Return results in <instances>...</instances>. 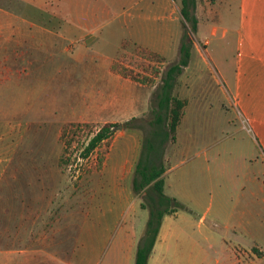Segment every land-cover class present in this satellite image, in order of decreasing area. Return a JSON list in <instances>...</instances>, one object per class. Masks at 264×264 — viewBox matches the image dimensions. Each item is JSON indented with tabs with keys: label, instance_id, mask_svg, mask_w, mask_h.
<instances>
[{
	"label": "crops",
	"instance_id": "1",
	"mask_svg": "<svg viewBox=\"0 0 264 264\" xmlns=\"http://www.w3.org/2000/svg\"><path fill=\"white\" fill-rule=\"evenodd\" d=\"M17 1L19 5L17 13L22 14L21 16H13L15 12L0 8V201L3 202V206L0 207V264H98L97 246L91 242L96 223L100 224L103 220L106 223V216L110 214L112 222L108 221L103 227L104 232L110 236L114 228L119 225L122 227L121 224L126 223L129 213L121 218H119L121 214L114 215V212L111 214L108 210L99 214H87L89 218H86V226L82 230V238H85L86 242L79 246V249L77 248V252L76 246L70 248L69 252L67 243L59 242L56 239L57 230H54L51 225L49 233L44 238L46 224L44 226L42 217L52 215V209H44L42 206L44 183L41 169L43 167L44 127L41 122L35 123L38 129L29 134L30 125L11 120L10 112L12 108L22 112L27 110L25 105L21 106V103L25 104L28 87H43L44 89L50 87L46 85L47 82H54L59 73H62L61 77H68L69 73L76 70L86 72V63L93 62L92 57L97 55L101 61L94 66H89V70L101 72L102 75L92 76L94 81L89 84L88 92L83 94L85 98L77 103L79 110L75 109V104L72 106L71 104L63 105L62 110L69 113L67 120L62 123H50L51 128L56 130L54 133L57 134L58 140L61 127L70 123L85 122L101 125L113 123L122 126L128 118L149 123L152 120L150 105L155 96V87L124 78L114 73L111 68L124 40L139 47L141 45L133 36L127 39L122 38L119 42L116 33L118 27H123L121 20L123 16L129 18L128 28L131 25H142L144 26L143 32L152 31L154 33L155 26L163 23L165 18L170 15L173 0ZM179 1L181 7L182 0ZM215 1L220 2L219 6L224 3L228 7L232 0ZM73 2L74 7L81 5L83 8L86 3V11L78 13L76 17H70V6ZM123 6L128 8L126 11L120 12L119 9ZM57 8H64V11H58ZM176 8L179 7L176 6ZM239 9L238 23L233 32L235 46L233 70L225 78V88L220 87V93L218 88L211 89L213 87L211 82L206 80L205 86L183 93V90L188 87L179 88L180 83L184 82V78L193 82L202 81L203 78V75L199 73L203 72L201 64L190 66L192 68L190 70L191 63L188 62V65L177 77L174 95L187 101L184 113L189 104H194L192 117L197 120L203 118V112L206 110L196 106L201 103L198 100L201 96L207 97V103L213 104L220 98L218 91L222 94L223 100L233 101L236 105V111L246 121L248 128L245 130L250 131L254 137L259 152L257 156L259 162L251 159L246 161V166L251 168V171L247 173L251 176L245 181L241 178L236 179L237 182L232 187L236 192L237 185H240L239 189L243 192L244 186H247V194L241 192L237 195V199H246L247 197L253 199L254 203L247 204L246 207L252 206L254 211L251 209L249 211L260 215L261 204L264 205V0H239ZM26 11L30 13L28 17L23 16ZM60 12L68 13V17L58 16ZM166 12L169 15H166ZM178 12L180 14V10ZM217 29L218 26H213L212 34H216ZM102 37L107 41L110 39L114 42L115 47L118 48L115 54H108L106 50L100 48L99 40ZM80 39L85 41L82 47L77 50L66 44L69 41L68 43L71 45L72 42ZM57 41L64 43V46L56 49ZM204 44H208V41H205ZM194 53L197 54L196 60L205 62V59H200L202 55L197 50L191 51L190 61ZM63 56L64 60L61 59ZM46 72H51V78ZM12 84L20 88L17 98L11 96L9 89ZM189 96L195 98L192 103L187 99ZM51 103L50 108L56 105L54 101ZM66 103L69 101L66 100ZM142 125L144 124L142 123ZM180 128L179 125L178 137L182 131ZM140 131H119L125 142L122 143L121 148H116L117 150L115 148L113 150L112 147L109 149L105 164L108 165L111 156H113V161L110 164V172L113 175L110 179L112 183L129 180V176L132 175L141 149ZM184 133L189 135L187 131ZM190 137L192 138L191 134ZM177 142L176 139L175 143L177 144ZM191 145L192 143L180 146L179 151L186 153ZM197 156L199 157V154ZM170 165L162 175L163 179L169 171ZM28 168H30L29 172L34 173V181L26 178ZM195 168H197V164H195ZM212 182L207 183L210 184V191L214 193L216 189ZM180 184H184V178ZM198 190L203 192L205 187ZM197 193L200 194V191ZM118 194L121 199V193ZM220 196L221 194L218 193L216 197L218 207L216 215L218 216L222 212L226 219H229V216L235 213L238 208L237 202ZM27 201L33 203L35 207L28 208ZM245 213L244 210H241L239 215L245 216ZM93 217L94 219H92ZM216 218L220 220L219 217ZM204 220L205 217L202 216L200 222L203 223ZM221 223L224 225L222 226L223 231H230L229 220L221 221ZM136 225V221L132 220L129 226L123 229V239L120 245L125 251L126 264H134L138 240L143 232V229H138ZM173 231L174 216H164L148 264H159L158 255L167 247ZM221 240L219 244L222 252L226 254L227 259H231L232 264H262L261 260L264 256L261 255L260 258L255 255L257 252H262L258 249V245L239 244L238 250L234 252L225 239Z\"/></svg>",
	"mask_w": 264,
	"mask_h": 264
},
{
	"label": "rangeland",
	"instance_id": "2",
	"mask_svg": "<svg viewBox=\"0 0 264 264\" xmlns=\"http://www.w3.org/2000/svg\"><path fill=\"white\" fill-rule=\"evenodd\" d=\"M74 2L70 6V17H76L78 13L86 11V3L83 5L84 9L81 5L74 7ZM194 2V8H191V15L197 20V28L194 31L178 12L182 7H180V1L173 0L170 15L166 12V15L169 16L165 18L163 23L161 22L155 26L154 33L152 31L143 32L144 26L142 25H131L128 28L129 18L123 16L121 18L123 27H118L116 34L119 37V42L122 38L127 39L131 36L137 38L141 47L160 54L166 59L167 65L180 61L178 60L180 59L178 52L180 42L182 39L190 40L192 50L199 51L202 55L200 59H205V62L196 60L197 54L194 53L191 61L189 60V63H191L189 69H192L190 66L200 63L203 72L199 73L203 75L202 81L204 84L201 80L193 82L184 78L183 81L186 84L184 85V82H181L179 88L188 86L186 90H183V93H187L191 89L205 86L207 80L213 86L211 89L218 88L220 92V87L225 88V78L233 70L235 50L233 32L239 18V0H232L228 7L224 3L219 6L220 2L218 3L215 0H194ZM25 4H27L26 1ZM176 6L179 8L175 9ZM0 8L15 12L13 16L22 15L17 13L19 10L17 0H0ZM127 8L123 6L119 11H126ZM57 10L64 11V8H57ZM59 14L58 16H63V18L68 17V13L60 12ZM29 15L28 11L25 14L23 13V16L28 17ZM215 25L218 26V29L216 34H212L211 29ZM224 31H226L225 34ZM84 41V39H80L72 42L71 45L68 43L69 41L66 44L77 50L82 47ZM106 41L103 37L99 40V43H101L100 48L106 50L108 54H115L118 48L115 47L114 42L110 39L108 41L111 43ZM205 41H208V44H204ZM63 46L64 43L62 44L60 41L55 43L56 49ZM64 58V56L61 57L62 60ZM92 58L93 62L86 63V72L76 70L69 73L68 77H61L62 73H59L54 82H47L46 85L50 87L44 89L43 87H28L25 104L21 103V106L25 105L27 110L22 112L12 108L10 117L11 120L16 122L30 125L29 134L38 129L35 123L41 122L44 127L42 140L44 148L42 153L43 167L41 169V177L44 183L42 206L44 209H52V215L42 217L47 230L44 228V238L53 227L54 230H57L56 239L59 242L67 243L69 252L70 248L76 246L77 252L79 246L86 242V239L82 238V230L86 226V218H89L87 214H99L108 210L111 214L114 212V215L116 213L117 215L121 214L120 217L118 216L121 218V216L125 217L129 213L126 217V223L121 224L122 227L119 225L114 228L110 236L103 230L108 221L112 222V216L108 214L106 223L104 220L100 224L96 223L93 238L91 237V242L97 246L98 264H126L125 251L120 245L123 239V229H126L132 220H135L138 229H143L138 240L139 244L146 227L148 211L139 206V203L144 201L145 194L141 193L134 196L130 191L132 175L129 176V180L120 183H112L110 180L113 176L110 172L113 156L109 160V166L105 163L109 149L111 147L113 150L114 148L119 149L122 147V143L125 142L119 134L121 129H117V127L114 129V135L109 140L108 148L100 146L88 160L79 158L81 150L76 151L73 149L70 157L72 168L62 170L57 164L62 145L57 134L54 133L56 130L50 126V123H62L67 120L69 113L62 110L63 105L71 104L72 106L75 104V109L78 111L77 103L85 98L83 94L88 92L89 84L94 81L92 76L102 75L101 72L89 70V66H94L101 61L97 55ZM114 63L122 68L132 70L134 74H138L143 79H149L150 83L147 85L155 87V89L166 70L165 64H157L138 58L133 54L131 48L119 54ZM195 69L199 70L197 67ZM46 74L51 78V72H46ZM19 89V87L12 84L9 89L11 96L16 97ZM219 92L217 91L220 98L216 103H207V97L203 96L198 99L201 103L196 106H200V109H206L203 112L202 119L197 120L192 117V110L195 106L194 104L188 105L180 124L181 134L179 133L178 137L177 133L176 136L177 144H168L166 147L164 164L167 167L171 165L164 176V193L168 197L174 198L182 208L172 214L174 216V231L167 247L158 255L160 258L159 264H232L231 259H227L226 254L222 252L220 247L219 243H221L222 238L225 239L234 252L238 250L239 244H256L262 252H257L255 255L260 256V258L261 255L264 256V210H262L264 205L261 204V214L255 215L254 212H251L254 211L252 206L246 207L247 204L254 203V200L249 197L237 199V195L242 192L239 189L240 185H237L236 192L232 187L236 184V179L241 178L245 181L251 176L247 173L251 171V168L246 166V161L248 162L251 159L259 162V158H257L259 152L252 133L245 130V128H248L246 121L236 111V105L233 101L223 100V97L221 98L222 94ZM187 99L192 103L195 98L189 96ZM66 100L69 103H66ZM52 101L56 105L50 108ZM12 105L14 106L13 100ZM150 106L151 112L152 105ZM127 120L129 121L131 118L126 119L125 122ZM141 122H135L138 126L146 127L140 131V143L142 135L148 130L147 121L141 120ZM94 125L101 126V124ZM83 130L81 129L77 134L76 141L79 144L87 143L90 137L89 131L91 128ZM186 131L189 132V135L184 133ZM190 143L192 145L186 153L179 151L180 146L189 145ZM197 154H199V157ZM102 159L104 163L98 169ZM195 164H197V168H195ZM29 169H27L26 178L34 181V173L29 172ZM71 176L73 177L71 178ZM183 178L184 184L181 185L180 182ZM211 181L215 185L216 190L214 193L210 191V184L207 183ZM204 187L203 192L198 190ZM247 190V186H244L242 193L247 194ZM197 191H200L201 195ZM118 193H121V199L118 197ZM218 193L221 194L220 197L222 198L237 202L238 208L235 213L229 216V219H226L222 212L218 216L216 215L218 212L216 198ZM26 204L28 208L35 207L30 201H27ZM2 206L3 202L1 200L0 207ZM250 209L251 211H249ZM241 210L246 212L245 216L239 215ZM202 216L205 217L203 223L200 222ZM216 217H219L222 222L229 220L230 231H223L222 226L224 225ZM261 261L264 264V257Z\"/></svg>",
	"mask_w": 264,
	"mask_h": 264
},
{
	"label": "trees",
	"instance_id": "3",
	"mask_svg": "<svg viewBox=\"0 0 264 264\" xmlns=\"http://www.w3.org/2000/svg\"><path fill=\"white\" fill-rule=\"evenodd\" d=\"M194 0H182L180 14L183 19L190 24L192 31L197 28V20L191 15V8H194ZM132 49L133 54L143 60H148L157 64H165L166 70L161 77L151 102L152 120L146 124L148 130L142 135L141 149L138 159L134 165L131 179V191L135 196L144 193V201L140 207L148 211V219L143 236L138 244L134 264H148L152 254L154 244L166 215H172L182 206L171 197L164 193L165 182L162 177L167 170L164 164V155L168 144L176 142L177 130L183 117L184 108L187 104L185 99L178 98L174 95V88L178 75L181 74L184 67L188 65L191 57L192 42L190 40H181L178 49L180 61L175 64H166V59L157 53L141 48L124 40L118 53ZM117 56V57H118ZM112 71L136 81L140 84L147 85L149 79L141 78L134 74L132 70L120 67L117 63L112 64ZM136 119H131L122 124L121 130L133 131L144 130L145 126H137ZM118 124L106 123L101 126L79 122L65 124L60 129L59 142L62 145V151L58 160L59 168L70 170L72 164L70 157L72 150H81L79 158L88 160L92 153L100 146L109 147V140L114 135V129ZM97 127V128H96ZM91 128L87 143L79 144L76 141L77 134L81 129ZM103 159L99 163L98 169L103 165ZM73 176H71L72 178Z\"/></svg>",
	"mask_w": 264,
	"mask_h": 264
},
{
	"label": "water",
	"instance_id": "4",
	"mask_svg": "<svg viewBox=\"0 0 264 264\" xmlns=\"http://www.w3.org/2000/svg\"><path fill=\"white\" fill-rule=\"evenodd\" d=\"M122 128V126L121 125H117V129H121Z\"/></svg>",
	"mask_w": 264,
	"mask_h": 264
}]
</instances>
